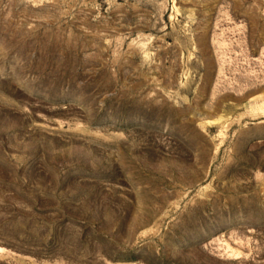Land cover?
Instances as JSON below:
<instances>
[{
	"label": "rangeland",
	"instance_id": "374dc122",
	"mask_svg": "<svg viewBox=\"0 0 264 264\" xmlns=\"http://www.w3.org/2000/svg\"><path fill=\"white\" fill-rule=\"evenodd\" d=\"M0 264H264V0H0Z\"/></svg>",
	"mask_w": 264,
	"mask_h": 264
}]
</instances>
